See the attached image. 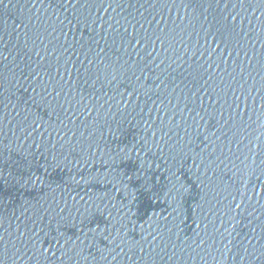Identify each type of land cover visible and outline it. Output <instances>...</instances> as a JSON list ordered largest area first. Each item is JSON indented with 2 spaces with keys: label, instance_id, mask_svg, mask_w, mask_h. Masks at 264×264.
I'll return each mask as SVG.
<instances>
[{
  "label": "water",
  "instance_id": "95a60500",
  "mask_svg": "<svg viewBox=\"0 0 264 264\" xmlns=\"http://www.w3.org/2000/svg\"><path fill=\"white\" fill-rule=\"evenodd\" d=\"M0 264H264V0H0Z\"/></svg>",
  "mask_w": 264,
  "mask_h": 264
}]
</instances>
